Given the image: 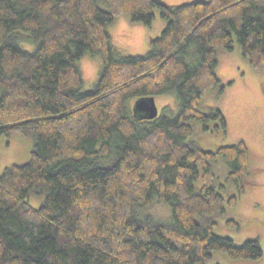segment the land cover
I'll return each mask as SVG.
<instances>
[{
  "label": "trees",
  "instance_id": "16d2710c",
  "mask_svg": "<svg viewBox=\"0 0 264 264\" xmlns=\"http://www.w3.org/2000/svg\"><path fill=\"white\" fill-rule=\"evenodd\" d=\"M155 10L165 27L148 53L119 56L108 27L122 15L150 26ZM234 40L264 72V0H0V137L34 136L29 160L0 172V264H208L212 251L260 262L258 240L213 231L237 203L213 162L223 159L241 192L249 148L188 141L191 122L225 133L220 110L198 106L223 89L217 51ZM85 54L102 62L87 91ZM157 96H173L176 113L135 120L131 103ZM43 193L38 208L27 202ZM155 201L170 205L171 223L138 212Z\"/></svg>",
  "mask_w": 264,
  "mask_h": 264
},
{
  "label": "rangeland",
  "instance_id": "374dc122",
  "mask_svg": "<svg viewBox=\"0 0 264 264\" xmlns=\"http://www.w3.org/2000/svg\"><path fill=\"white\" fill-rule=\"evenodd\" d=\"M168 6H178L193 1L204 0H159ZM110 6H108L109 8ZM165 27L159 12L154 11V20L150 26L133 23L128 16L122 15L108 27L111 43L115 52L122 57L145 55L149 51V40L158 37ZM30 51L33 45L20 42ZM216 75L219 87L205 91L199 109L208 111L219 109L226 121L225 133L213 131L212 125L204 130L200 124L191 122L193 135L189 138L201 148L215 151L219 146L232 145L243 141L250 150V173L245 178L244 189L239 192L235 182L226 181L228 167L220 156L213 162V173L219 184L225 186L221 191L224 198L237 196L235 206H226V213L214 217L215 234L228 237L235 244L241 245L246 240L259 241L263 258L260 262L249 259H231L225 252L212 251L208 264H264V72L255 71L242 58L238 43L233 41V50L217 51ZM102 62L99 57L85 54L77 61L83 79V91L90 90L98 79ZM158 108V116L163 113L171 116L177 111V102L173 96H157L154 98ZM133 105V103H131ZM131 105V109H132ZM34 146L32 134H12L0 137V172L11 165H22L29 160ZM201 182L195 184L198 190ZM44 198L30 195L27 202L38 208ZM138 212L143 216H152L162 223L172 222L171 207L168 203L155 201L149 206L140 207ZM229 219L236 225L230 226Z\"/></svg>",
  "mask_w": 264,
  "mask_h": 264
},
{
  "label": "water",
  "instance_id": "95a60500",
  "mask_svg": "<svg viewBox=\"0 0 264 264\" xmlns=\"http://www.w3.org/2000/svg\"><path fill=\"white\" fill-rule=\"evenodd\" d=\"M131 112L137 121H150L158 117V108L154 97L136 99L133 102Z\"/></svg>",
  "mask_w": 264,
  "mask_h": 264
}]
</instances>
